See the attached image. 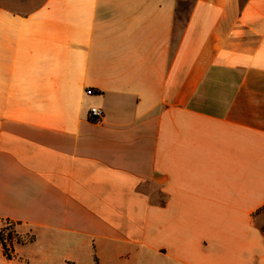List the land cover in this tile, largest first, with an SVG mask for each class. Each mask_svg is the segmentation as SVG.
I'll return each mask as SVG.
<instances>
[{
  "label": "crops",
  "instance_id": "crops-1",
  "mask_svg": "<svg viewBox=\"0 0 264 264\" xmlns=\"http://www.w3.org/2000/svg\"><path fill=\"white\" fill-rule=\"evenodd\" d=\"M262 208L264 0H0V264H264Z\"/></svg>",
  "mask_w": 264,
  "mask_h": 264
},
{
  "label": "trees",
  "instance_id": "trees-1",
  "mask_svg": "<svg viewBox=\"0 0 264 264\" xmlns=\"http://www.w3.org/2000/svg\"><path fill=\"white\" fill-rule=\"evenodd\" d=\"M90 121L96 122L92 118ZM261 210H264V208L256 211L255 214H258ZM5 223H7V222H5ZM11 225L13 226V224H11ZM10 229L11 228H9V227L0 228V248H1V252H2L3 257L8 261H10L14 258L13 250H12V240H11ZM5 232H7V234ZM28 241L32 242V238H30ZM16 243L21 244L22 241L17 240ZM93 260H94V264H97L95 257Z\"/></svg>",
  "mask_w": 264,
  "mask_h": 264
},
{
  "label": "rangeland",
  "instance_id": "rangeland-1",
  "mask_svg": "<svg viewBox=\"0 0 264 264\" xmlns=\"http://www.w3.org/2000/svg\"><path fill=\"white\" fill-rule=\"evenodd\" d=\"M29 1H30V3L38 4L41 0H29ZM190 2H191V0H181V3H182L183 5H189ZM254 219H255L254 221H255L256 223H258V221H259V216H258V214H256V215L254 216ZM4 227H9V228H11V229H10V233H11L12 247L15 246V245H18V243H16V241H17V240H20V239H22V238L17 236V234H16V232H15V230H14V225L12 226L11 224H9V223H5V222L0 223V228H4ZM5 233L7 234V232H5ZM24 240H29V238L27 239V237H26V238H24ZM28 242H29V241H28Z\"/></svg>",
  "mask_w": 264,
  "mask_h": 264
},
{
  "label": "built area",
  "instance_id": "built-area-1",
  "mask_svg": "<svg viewBox=\"0 0 264 264\" xmlns=\"http://www.w3.org/2000/svg\"><path fill=\"white\" fill-rule=\"evenodd\" d=\"M86 95H92V91L87 90ZM90 117L94 119L95 121H98L102 117V112L100 109L92 108L89 113Z\"/></svg>",
  "mask_w": 264,
  "mask_h": 264
}]
</instances>
